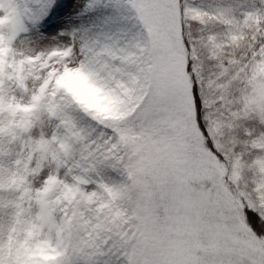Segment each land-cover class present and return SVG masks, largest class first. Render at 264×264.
Masks as SVG:
<instances>
[{
  "label": "snow or ice",
  "instance_id": "6c2138e0",
  "mask_svg": "<svg viewBox=\"0 0 264 264\" xmlns=\"http://www.w3.org/2000/svg\"><path fill=\"white\" fill-rule=\"evenodd\" d=\"M0 264H264V0H0Z\"/></svg>",
  "mask_w": 264,
  "mask_h": 264
}]
</instances>
